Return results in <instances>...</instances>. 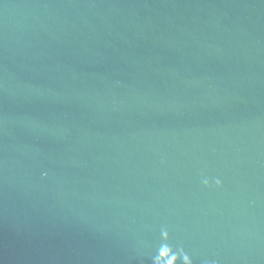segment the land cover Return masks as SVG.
I'll list each match as a JSON object with an SVG mask.
<instances>
[{"label":"water","instance_id":"1","mask_svg":"<svg viewBox=\"0 0 264 264\" xmlns=\"http://www.w3.org/2000/svg\"><path fill=\"white\" fill-rule=\"evenodd\" d=\"M0 264H264V0H0Z\"/></svg>","mask_w":264,"mask_h":264}]
</instances>
